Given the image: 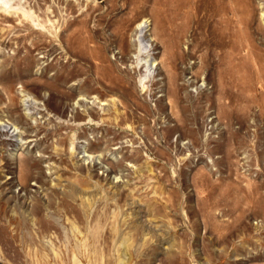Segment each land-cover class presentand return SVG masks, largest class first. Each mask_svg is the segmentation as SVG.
<instances>
[{"label": "rangeland", "instance_id": "rangeland-1", "mask_svg": "<svg viewBox=\"0 0 264 264\" xmlns=\"http://www.w3.org/2000/svg\"><path fill=\"white\" fill-rule=\"evenodd\" d=\"M0 14V264H264V0Z\"/></svg>", "mask_w": 264, "mask_h": 264}, {"label": "bare ground", "instance_id": "bare-ground-1", "mask_svg": "<svg viewBox=\"0 0 264 264\" xmlns=\"http://www.w3.org/2000/svg\"><path fill=\"white\" fill-rule=\"evenodd\" d=\"M220 4V3H219ZM231 6H232V4H231ZM217 10V9H216ZM219 10V9H218ZM23 16V15H22ZM0 17H1V19H5L6 20V16H4L3 14H0ZM13 18V17H12ZM1 21V20H0ZM11 21V20H10ZM147 22H143V23H141L139 26L142 28L143 27V25H145ZM1 25V24H0ZM9 26V25H8ZM12 28V27H11ZM147 29V28H146ZM7 30V29H6ZM145 27L144 28H142V30H141V34H146L145 35V37H146V39L147 38H149L150 36H151V33L150 32H148V30H146L145 32ZM4 32V31H3ZM149 33H150V35H149ZM139 52H141L142 53V47H139ZM142 61V60H141ZM140 62V61H139ZM143 65H146L145 63H142ZM148 64V63H147ZM139 65H141V64H139ZM152 65H153V63H152ZM157 66V65H156ZM25 98H27V97H25ZM13 102V101H12ZM14 103V102H13ZM26 103V102H25ZM13 105V104H12ZM11 105V106H12ZM65 105V104H64ZM63 105V106H64ZM10 106V105H9ZM10 106V107H11ZM27 108V107H26ZM29 108V107H28ZM49 109V108H48ZM47 109V110H48ZM6 110V109H5ZM61 111V110H60ZM63 111V110H62ZM77 111V110H76ZM88 111V113H89V117H88V119H87V121H85V122H92L93 120H94V118H92L93 116H95V115H93L94 114V111H93V109H91V110H87ZM8 112V111H7ZM12 115V114H11ZM46 115V114H45ZM2 117H1V114H0V138L3 136V135H6L7 134V131H6V127H5V124L4 123H11V124H14L16 127H19L18 125H21V124H23L21 121H20V119H19V117H14L13 115L12 116H10L7 120H3V119H1ZM36 119V118H35ZM26 120V119H25ZM52 122V121H51ZM53 123V122H52ZM54 123H56V122H54ZM17 124V125H16ZM82 124V123H81ZM25 125V124H24ZM57 125V124H56ZM62 125H65V123H63ZM66 127H68V128H71V129H73L68 123L65 125ZM64 126V127H65ZM31 127V126H30ZM18 129V128H17ZM60 129V128H59ZM43 130V129H42ZM30 131H33V130H30ZM19 132H20V135H21V137L23 138V139H28L29 137H32V136H38V133H34V134H29V132H28V134H25L26 133V129H21L20 128V130H19ZM39 132V131H38ZM57 133L59 134V131H57ZM41 134V133H40ZM62 135V133L60 132V136ZM82 135H83V133H82ZM0 141H1V139H0ZM29 141V140H28ZM58 141H62V140H58ZM1 142H3V141H1ZM0 142V143H1ZM8 143V142H7ZM30 143V142H29ZM9 144V143H8ZM93 147V146H92ZM92 147H86V146H80L79 144L77 145V147H76V151H79V152H82V150H84V153L86 152V153H88L91 157H94L95 158V160H96V158H98V157H96V156H94V154L90 151V149L92 148ZM47 150L45 149V150H43L42 152L44 153V152H46ZM29 154H30V152H29ZM28 154V155H29ZM90 156H89V158H90ZM32 158V153L29 155V157H28V159H29V161H30V159ZM89 158H87L88 160H89ZM32 160V159H31ZM94 160V161H95ZM98 160L100 161H98V162H94V164L92 165V166H95V165H99L100 164V166L101 167H105V169H104V171L106 170L107 172H112L113 170H112V168H114V167H112V166H109V165H103V160L101 159V158H98ZM13 161H14V159H13ZM27 163H28V161H27ZM26 163V164H27ZM30 166V165H29ZM24 164H22V168H21V172L23 173V169H24ZM32 168V167H31ZM83 168V167H82ZM25 169H27V168H25ZM29 169H30V167H29ZM28 172V171H27ZM34 173V172H33ZM95 175H96V173H94ZM23 175L24 174H22V176H20L22 179H20V180H23V182L21 181H19L18 180V177L16 178V177H12L9 181H7V182H5V183H2V185H5V186H7L9 189L10 188H12L13 189V187L14 186H18L19 188H20V190H19V193H16L14 190H12V197L14 198V199H20V198H22L23 196H25V197H28V195H30V196H32L33 194H32V190L30 189V190H28V188L26 187V185L24 184V177H23ZM96 177V176H95ZM34 179V178H33ZM1 182V181H0ZM37 182H40L39 181V179H38V181ZM45 182V181H44ZM7 189V188H6ZM5 189V190H6ZM10 192V191H9ZM34 192V191H33ZM20 193H22V194H20ZM37 199V198H36ZM9 200V199H8ZM7 200V201H8ZM83 200V199H82ZM25 202V201H24ZM48 202H50V201H48ZM52 202V201H51ZM84 203V205L83 206H86V204L88 205V207H90V205H91V203H90V201H89V199H86V200H84L83 201ZM10 203V202H9ZM51 204V203H50ZM54 204V203H53ZM34 208V207H33ZM84 208V207H83ZM91 209V208H90ZM83 210V209H82ZM82 215H83V218H84V216L85 217H87V216H89V215H87V213L86 212H83L82 213ZM87 215V216H86ZM82 217L81 216H78L77 217V219L78 220H80ZM82 218V219H83ZM85 219V218H84ZM86 221V220H85ZM98 223V222H97ZM78 224V223H77ZM99 224V223H98ZM238 224V223H237ZM45 225V224H44ZM76 222H73L72 223V228L73 229H76V231H78V229H80L79 227H80V225L76 228ZM46 227V226H45ZM95 227V231L94 232H92V234H94V236L95 237H98L99 235H100V233H99V229H96V225L94 226ZM47 228V227H46ZM98 228V227H97ZM93 230H94V228H93ZM79 232V231H78ZM107 233L109 234L108 236H110V235H112V232H109V230L107 231ZM106 233V234H107ZM103 234V233H102ZM116 233H114L113 235H115ZM89 237H91L90 236V234H89ZM102 237L104 238V239H106V236L105 235H102ZM90 239V238H89ZM86 243H87V240H86ZM85 242H84V244L85 245H87ZM83 244V245H84ZM125 253H128L127 251L125 252ZM74 260H76V257H74Z\"/></svg>", "mask_w": 264, "mask_h": 264}]
</instances>
